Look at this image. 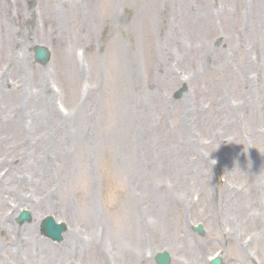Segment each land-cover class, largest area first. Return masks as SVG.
<instances>
[{
	"label": "rangeland",
	"instance_id": "rangeland-1",
	"mask_svg": "<svg viewBox=\"0 0 264 264\" xmlns=\"http://www.w3.org/2000/svg\"><path fill=\"white\" fill-rule=\"evenodd\" d=\"M261 43L264 0H0V264H264Z\"/></svg>",
	"mask_w": 264,
	"mask_h": 264
},
{
	"label": "bare ground",
	"instance_id": "bare-ground-1",
	"mask_svg": "<svg viewBox=\"0 0 264 264\" xmlns=\"http://www.w3.org/2000/svg\"><path fill=\"white\" fill-rule=\"evenodd\" d=\"M262 47L264 49V43L262 44ZM40 78H43V80H45V78L42 77V76H40ZM11 92L15 93L17 91L11 90ZM252 193L256 194L255 198H253L251 196ZM237 197H238V195L231 198V200L229 202V205H228V207L226 209L227 217H228V215H234L236 217H239L240 214L242 213V206H243L244 203L249 202V201H253V203H256V202H259V200H260L259 197L257 196V191H254L252 189H250L246 193H244L243 197L239 201H235L234 202V200H236ZM257 213H258L257 215H258L259 218H263L264 217L263 209L262 210H257ZM236 220L239 221V218H237ZM66 237H67V234L64 236V241H63L62 244H64V242L66 241ZM96 237L98 239V245L97 244L89 245L88 243H86L84 245L83 242H80V244L82 245V249L86 248V249L90 250V248H91L93 252H96L98 255H100L102 253V249L101 248L104 245H106L107 243L113 245L115 243V237L113 236V237L109 238L106 231L103 233L102 238H101V234H97ZM72 238H74V236H72ZM257 244L260 245L264 249V234L259 235L257 237ZM35 246L37 248L36 244H34L33 247H35ZM116 246H118L119 258L120 259L126 258V257L130 258V259H136L137 253H138L137 251H138V248L140 246V241H139V239H137L136 241L127 244L125 246V249L120 247L119 244H117ZM44 252H45V257L47 258V260L51 261L50 264H52V263L55 264L56 258L53 257L52 253H50L48 250H46ZM34 255H35V253H34ZM110 257H111L110 256V252L107 251L106 252V256L103 258V260L107 261V259H109ZM52 259H53V261H52Z\"/></svg>",
	"mask_w": 264,
	"mask_h": 264
},
{
	"label": "water",
	"instance_id": "water-1",
	"mask_svg": "<svg viewBox=\"0 0 264 264\" xmlns=\"http://www.w3.org/2000/svg\"><path fill=\"white\" fill-rule=\"evenodd\" d=\"M47 57H48V53L45 49L43 48H40V49H37V55H36V58L39 60V61H42V62H46L47 61ZM25 220V218L23 220H21V222L23 223ZM43 229H44V233L47 234L49 237H52V239L54 240H59L61 241V234L63 232V227L61 226H56L55 224H48L47 223H44L43 224ZM167 261H168V258H167ZM160 264H167L166 261L162 260L160 261Z\"/></svg>",
	"mask_w": 264,
	"mask_h": 264
}]
</instances>
